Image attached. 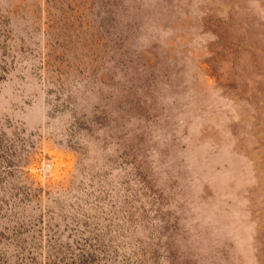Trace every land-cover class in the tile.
Returning a JSON list of instances; mask_svg holds the SVG:
<instances>
[{
  "label": "rangeland",
  "instance_id": "1",
  "mask_svg": "<svg viewBox=\"0 0 264 264\" xmlns=\"http://www.w3.org/2000/svg\"><path fill=\"white\" fill-rule=\"evenodd\" d=\"M0 264H264V0H0Z\"/></svg>",
  "mask_w": 264,
  "mask_h": 264
}]
</instances>
